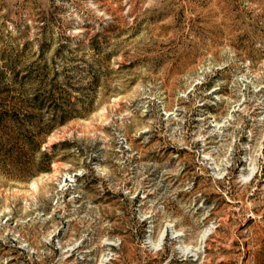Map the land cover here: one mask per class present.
Segmentation results:
<instances>
[{
	"label": "rangeland",
	"instance_id": "rangeland-1",
	"mask_svg": "<svg viewBox=\"0 0 264 264\" xmlns=\"http://www.w3.org/2000/svg\"><path fill=\"white\" fill-rule=\"evenodd\" d=\"M0 264H264V0H0Z\"/></svg>",
	"mask_w": 264,
	"mask_h": 264
},
{
	"label": "trees",
	"instance_id": "trees-1",
	"mask_svg": "<svg viewBox=\"0 0 264 264\" xmlns=\"http://www.w3.org/2000/svg\"><path fill=\"white\" fill-rule=\"evenodd\" d=\"M62 118H63V117H62ZM62 120H65V117H64ZM26 142H29V141H27V139L25 140V137H24V141H23V143L26 144ZM32 142H33V141L30 140V143H32ZM30 143H29V144H30ZM34 143H35V142H34ZM39 143H40V142H39ZM39 143H35V145H37V146H35V147H38V146H39ZM45 158H47L46 161L48 162V161H49V157H48L47 155H45ZM47 165L49 166V162L46 163V167H41V166H40V167H39V166H38V167H35V168H36V169H35V172L46 171V170H47V169H46V168H47ZM35 172H34V173H35Z\"/></svg>",
	"mask_w": 264,
	"mask_h": 264
}]
</instances>
